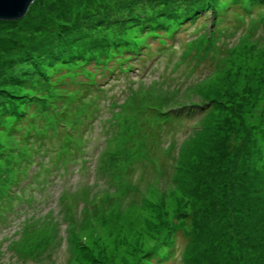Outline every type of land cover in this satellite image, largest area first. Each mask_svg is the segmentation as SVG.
<instances>
[{"label":"rangeland","instance_id":"374dc122","mask_svg":"<svg viewBox=\"0 0 264 264\" xmlns=\"http://www.w3.org/2000/svg\"><path fill=\"white\" fill-rule=\"evenodd\" d=\"M104 46L115 57L92 61ZM88 88L80 112L71 99ZM26 100L37 118L19 159L42 166L15 172L17 186L34 191L20 197L34 202L13 197L0 264H264V3L34 0L23 19L0 21L1 148L22 145L6 116ZM161 112L180 118L157 139ZM148 114L154 126L140 121ZM66 135L83 144L67 150ZM209 155L224 160L219 172ZM229 160L257 193L228 209L230 197L208 176L220 177Z\"/></svg>","mask_w":264,"mask_h":264},{"label":"trees","instance_id":"16d2710c","mask_svg":"<svg viewBox=\"0 0 264 264\" xmlns=\"http://www.w3.org/2000/svg\"><path fill=\"white\" fill-rule=\"evenodd\" d=\"M207 1H208L209 6H213L214 5V1L215 2L216 1L221 2L223 0H214V1L213 0H207ZM240 1H243V0H239V2ZM256 3H264V1L263 0H256ZM193 17L194 16H190V17H188V19L189 20L193 19ZM10 22H12V21H10ZM77 22H79L78 19L75 20V23H77ZM182 24L183 23H179L177 25L180 26ZM76 25H73V28H75ZM78 27H76V28H78ZM76 28H75V30H76ZM175 29H177V27ZM68 30L69 29L65 30L64 34L68 33ZM155 30H157V29H152L151 28L150 31H155ZM170 32L171 31H169V33ZM46 46H47V44H46ZM36 47H39V43H35V45L33 47L32 46H28L27 47L28 49H26V51H24L23 53L26 54V56H32V54L34 53V50L36 49ZM103 48H104L105 51L102 52L101 55H98L99 57L94 58L95 57L94 55H90L89 57L91 58V60L94 59V61H96V62L98 61V62H101V63H107V61L109 60L107 58L109 56L111 58L115 57V55H114L115 52H112L110 47L104 46ZM136 48L137 47L133 45V49H136ZM119 53H121V52H119ZM95 55H96V53H95ZM58 64H60V62ZM78 65H79V63H78ZM39 67H40V65H39ZM47 74H48L47 71L42 70L41 75H42L43 78L48 79V75ZM64 96H65V97H63L64 99L66 97H68L67 95H64ZM75 99H76L75 97H72V99H71L72 104L75 101ZM45 103H46V107L50 111L55 110L57 108L56 106L59 104V102L56 104V101H54V99H49V98L45 100ZM66 103H67V101H66ZM66 106H69V103H67ZM31 107L32 106L29 105V101H27V102H22V104H20V105H17L15 107V109L12 110L9 113V116H6L8 111L7 112L6 111L3 112V113H6V114L3 115L2 117L6 116V117H12L13 118L12 119V123H11V125L8 128V135H9V137L12 136V139H16V136L18 135L20 138H22V140L25 138L24 139L25 140L24 143H28V142H26L27 138L31 137V133H32L31 128H33V126H34V124H33L34 119L31 116V110H32ZM77 108H78V110L80 112L82 111V109H80L81 107H77ZM144 111L147 112L148 110L145 109ZM139 115H140V113H139ZM26 116H28V119H29L28 121L30 123L29 125L25 124V122H26L25 117ZM142 116H144V115H142ZM155 116L156 115L148 114V115H145V117H142V118H144L145 122L150 124L152 122V120L155 118ZM179 118L180 117L177 114L171 115V114H168V113L161 112L160 115L157 117V120H156L157 122L156 123H158L160 121H163V122H167V123L172 124L174 119L177 121V120H179ZM31 120H33L32 123L30 122ZM140 130H142L141 124L139 125V131ZM142 131L144 132L146 137L149 136V134L147 135V133L144 130H142ZM17 132H21V133L20 134H16ZM34 132H35V134H37L36 130ZM22 135H23V137H22ZM66 140L67 139H64L63 143H66ZM72 143H73V140H70V142H68L67 145L69 146ZM21 146H23V145H20V144H17L16 142H12L11 141V143L8 146L2 147V148L0 147V158H4L6 160H9V161H7V168H8V172L10 173V175L6 178V180L4 182L0 181V214H2V217L0 218V223L1 224L5 223V221H6V217H5L4 211L8 207L9 186L11 185V182L13 181V179L15 177L14 176L15 172H17L16 163H17V161L19 159V156L22 155V153L18 154V151H19ZM215 146L218 149L217 153L220 152V148L222 147V145L220 143H218ZM224 149H225V145H224V147L221 150H224ZM226 151H227V148H226L225 152L223 151V152H221L219 154V158L220 157L226 158L228 156L226 154ZM232 159L237 160V156H235V157L233 156ZM205 160H206V164L210 165V163H211L212 165L217 166V172H219L218 168L222 167L223 166L222 164L225 163L224 160H222V159L216 160L215 158L210 157V155H209V157L205 158ZM214 161H216V162H214ZM226 165H228V166L221 173V175H219L220 177H217L215 179H213V175H211V176L209 175L208 177H209V180H210L211 183L214 182V184H213L214 186L215 185L219 186V189L221 190V193H223V195L226 196L225 200L230 197L231 206L228 207V209H229L231 207L235 208L237 206V204H236V198L237 197L240 198V197L246 196L247 194H250L252 192H256L257 193V190H255L254 186L250 184L249 178L245 177L244 170L241 171V172H240V170L238 171L237 168H239L238 166H240V163L235 162L234 160H229L228 164L226 163ZM1 171H3L2 175H6V171L5 170L1 169ZM206 184L207 183H205V187H208V184L207 185ZM212 189H213V187H211L210 192L212 191ZM228 192L230 193L229 195H228ZM248 204H251V205H249L248 209H250L251 206L255 209V205H254V200L253 199L252 200L251 199L247 200V205ZM255 211L257 212V209ZM45 218H46V216H39V221H42V222L45 223V220H44ZM40 253H41V251H40ZM39 254H38V256L41 255V254L40 255Z\"/></svg>","mask_w":264,"mask_h":264},{"label":"water","instance_id":"95a60500","mask_svg":"<svg viewBox=\"0 0 264 264\" xmlns=\"http://www.w3.org/2000/svg\"><path fill=\"white\" fill-rule=\"evenodd\" d=\"M34 0H0V21L22 19Z\"/></svg>","mask_w":264,"mask_h":264}]
</instances>
